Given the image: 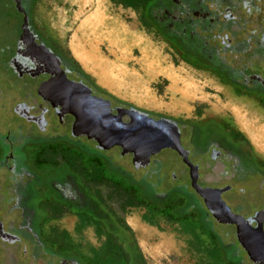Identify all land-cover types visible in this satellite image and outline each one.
Here are the masks:
<instances>
[{"label":"flooded vegetation","instance_id":"1","mask_svg":"<svg viewBox=\"0 0 264 264\" xmlns=\"http://www.w3.org/2000/svg\"><path fill=\"white\" fill-rule=\"evenodd\" d=\"M42 1L0 0V25L5 28L0 81L6 83L4 96L14 98L10 111L2 112L0 106V262L145 264L133 239L132 244L126 240L131 232L118 221L117 211L111 208L110 216L104 208L110 194L117 200L116 186H122L132 193L136 189L146 209L188 195L192 209L201 208L219 230L230 231L239 264L244 258L254 264L236 239L235 225L217 223L192 189L190 168L177 152L163 149L148 161L135 162L120 147L104 149L75 132V118L39 95L40 84L54 76L34 72L22 56L27 32L60 62L68 81L88 89L90 100L114 116L132 109L99 91L36 29L34 13ZM151 15L153 29L181 61L210 73L238 96L251 97L264 111V69L259 68L264 62V0H156ZM33 52L48 65L43 52ZM148 117L177 127L198 186L222 190L220 199L230 212L249 221L248 233L256 237L260 226L264 232V158L243 134L215 121ZM122 121L128 122V116ZM126 202L123 197L122 204ZM67 215L101 234L96 245H89L88 255L78 253L68 230L51 225Z\"/></svg>","mask_w":264,"mask_h":264},{"label":"rangeland","instance_id":"2","mask_svg":"<svg viewBox=\"0 0 264 264\" xmlns=\"http://www.w3.org/2000/svg\"><path fill=\"white\" fill-rule=\"evenodd\" d=\"M103 1L106 3L105 17L110 20V23L114 22L117 37L121 34L126 37L125 46L121 48L117 49L115 46L114 48L108 45L107 41L103 43L105 27H103V33L95 37L79 35L83 21L82 15H88L95 10V0H43L36 6L34 13L36 29L42 35L50 37L51 42L65 52L66 59L99 91L122 104L150 115L176 120H207L224 123L241 131L247 137L249 136L243 131L242 125L244 124L242 123L255 122L264 127V120L257 117L258 113H255L257 110L263 113L264 111L254 99L244 95L238 96L228 86L220 84L210 73L194 69L181 61L153 27L144 22V16L140 12L115 5L110 0ZM46 3L50 4L46 5ZM81 3L84 4L85 9L78 17ZM4 32L5 28L0 25V48L3 45ZM127 40L129 44L134 42V45L132 43L129 47ZM74 42L79 45L76 48L77 52L74 51L75 55L71 50ZM81 54H86L88 62H84ZM32 55L36 57V66L40 67L39 69L52 71V68L43 62V57L37 52H33ZM2 57L4 55L0 54V58ZM95 60H99L103 65V67H98L100 71L93 68ZM156 64H161L162 68L173 67L176 82L171 85L164 77H148L146 69L148 67L157 68ZM259 68L264 69V62L260 63ZM53 71L58 73L54 68ZM101 74L107 82L109 81L108 85L98 82V76ZM5 89L6 83L2 79V82L0 81L2 112L10 111L11 99H14L4 96ZM241 100L249 101L251 106L238 105L237 102ZM234 111L237 112L238 117ZM175 170L180 173L179 165ZM98 192L102 197L107 195L104 190ZM114 198L116 197L110 194L104 208L110 211L108 213L110 216L113 215V211H117L118 221L130 228L128 230L131 232L130 236L124 228L120 231L129 236L126 237L128 242L131 243L133 239L134 248L145 264H239L238 256L233 251L235 240L227 229L219 230V235L216 237L217 244L214 245L201 228H195L194 231L187 230L181 222L170 223L162 216L142 206L128 208L122 204V197H117V200ZM177 198L182 205L173 214L179 215L183 211L182 213L193 218L198 224L200 221L197 222V216L192 215L193 207L189 198L181 194ZM51 225L70 232L71 241L79 249L78 253L88 255L89 245H96L100 240L101 234L98 230L91 225L80 224L71 215L54 221ZM74 225L76 226L72 231ZM144 228L145 231H143ZM213 246L218 247L217 261H214L208 254ZM245 260L244 258L240 261V264H247Z\"/></svg>","mask_w":264,"mask_h":264},{"label":"water","instance_id":"3","mask_svg":"<svg viewBox=\"0 0 264 264\" xmlns=\"http://www.w3.org/2000/svg\"><path fill=\"white\" fill-rule=\"evenodd\" d=\"M28 38H32L29 32L26 33L23 41ZM32 45L41 53L43 52L46 63L52 68V71L39 69L40 67L36 66V57L32 53H28L29 55L26 54L25 57L32 63L33 71L54 76L40 84L38 93L44 100L50 101L54 106H61L66 113L75 118L73 125L75 132L87 135L88 138L95 140L104 149L118 146L122 149V155L131 154L135 162L148 161L150 157L163 149H172L177 152L190 168L192 189L203 199L206 209L214 220L223 225H235L236 239L248 258L254 264H264V232L261 226L257 228L256 237H253L252 234L248 233L249 221L232 214L220 199L222 190L201 188L196 184L193 167L180 145L178 129L170 120L159 119L155 121L148 117V113L133 108L123 113L118 111V114L114 116L109 113V110L100 107V102L96 104V102L91 101L86 104L84 101H80L82 93L77 88L80 87L85 93L88 92V89L81 83L68 81L65 73L59 67L60 62L49 50L42 45L35 44L33 38ZM53 68L58 73H55ZM86 97L90 99L88 94ZM123 115L128 116V122L122 121Z\"/></svg>","mask_w":264,"mask_h":264},{"label":"trees","instance_id":"4","mask_svg":"<svg viewBox=\"0 0 264 264\" xmlns=\"http://www.w3.org/2000/svg\"><path fill=\"white\" fill-rule=\"evenodd\" d=\"M112 3L118 6H122L124 8L131 9L135 12H140L144 16V22H146L149 26H152V10L155 8L156 0H110ZM146 17V18H145ZM24 50L22 52V56L28 53H33L34 47L32 45V38H28L23 41ZM33 47V48H32ZM29 55V54H28ZM71 63V62H70ZM71 66L72 65L71 63ZM26 70V69H24ZM83 77L87 78L83 73L78 72ZM238 136H242L241 134H237ZM116 189L119 192L120 197H125L128 199V202L125 203L126 206L138 208L143 206V200L138 197L137 190L135 189L132 192L123 190L122 186H116ZM186 198L191 199L188 195H184ZM169 199V198H168ZM181 202L178 200L176 196H173L171 199L168 200L167 203L156 202L152 203L151 208L148 210L155 212L157 215L162 216L166 221L172 222H181L184 225V228L187 230H193L195 228H201L203 233L208 235L212 244H217L216 237L219 235V227H217L210 218L202 211L201 208L193 209L192 215L194 214L197 216L198 224L194 221L193 218L190 216L185 215L184 213L180 212L179 215H174L173 212L178 210L181 207ZM197 210V211H195ZM194 217V216H193ZM125 224V223H124ZM206 225V226H205ZM125 226L130 230V228L125 224ZM218 247L213 246V249L208 251L209 256L214 260L217 261L218 257Z\"/></svg>","mask_w":264,"mask_h":264},{"label":"crops","instance_id":"5","mask_svg":"<svg viewBox=\"0 0 264 264\" xmlns=\"http://www.w3.org/2000/svg\"><path fill=\"white\" fill-rule=\"evenodd\" d=\"M84 9H85L84 4L81 3V5H79L78 17L81 16V13H82V11H84ZM105 9H106V5H105ZM95 14H96V8H95V10L93 12H90L88 15H86V14L82 15L83 21H82V27L79 30V35L82 36L83 34H85L86 36L90 35L92 37H95L96 35H99V34L103 33V30H104L103 27H105L106 28V32L103 33V38L105 40H103V43H106V41H107L108 45H110V46L112 45L113 47L115 46L117 49L121 48V46H123L124 42L126 41V37H124L123 34H121V36L119 35L117 37L116 26L114 25V22L110 23L109 22L110 20L105 17V10L102 11V13H100V16L97 19H95ZM129 33H131V32L129 31ZM87 39L89 40V38H87ZM127 43H128V40H127ZM132 43L134 45V42H132ZM131 44H129V47H131ZM74 45L76 47H79V45L76 44V43ZM133 48H136V46H134ZM71 50L73 51L72 48H71ZM73 54L75 55L74 51H73ZM79 57H80V55H79ZM85 57L87 59L86 54H85ZM85 57H84L83 54H81V58L84 59V62L85 61L88 62V59L85 60ZM156 66H157V64H156ZM98 67H103V65H102L101 62H99V60H95L94 64H93V68L99 70ZM171 68L173 69V67H171ZM158 73L156 72L155 68L148 67V69H146V74L150 78H154V77H157V76L162 77ZM174 77H176L175 72H174ZM98 82H100V81L98 80ZM237 104L238 105L244 104V105H247L249 107L251 106V103L249 101H247V100L238 101ZM234 113H235L236 117H238L237 112L234 111ZM255 113H258L257 117H260V118H262L264 120V113L263 112H261L260 110H257ZM242 124H244V125H242L243 126L242 127L243 131L246 132V134L249 137L244 135L241 131H238V132H240L241 134H243L246 137V139L249 142L250 146L253 147L255 153L258 156L264 158V127L261 126L260 123L257 124L255 122H250V123H246V124L242 123ZM233 130H235V129H233ZM259 143H261V144H259Z\"/></svg>","mask_w":264,"mask_h":264},{"label":"bare ground","instance_id":"6","mask_svg":"<svg viewBox=\"0 0 264 264\" xmlns=\"http://www.w3.org/2000/svg\"><path fill=\"white\" fill-rule=\"evenodd\" d=\"M87 2V1H86ZM85 2V3H86ZM88 2H90V1H88ZM105 2L103 1V0H95V5H94V7L96 8V14H95V19H97L99 16H100V13H102V11H104L105 10ZM75 48V49H74ZM76 48H78V47H76L75 45H74V47L72 48L73 49V51H75V52H77L76 51ZM84 57H85V55H84ZM85 60H87L86 59V57H85ZM87 62V61H86ZM155 70H156V72L160 75V76H162V77H164L165 79H167L169 82H170V84H174L175 82H176V77H174V70L171 68V67H164V68H162V66H161V64H157V68H155ZM100 71V70H99ZM99 78H98V80L100 81L99 83H102V84H109V81L107 82L106 80H105V77L101 74V76L99 75L98 76ZM61 82H62V80H61ZM61 84V83H60ZM107 84V85H108ZM113 84V83H112ZM76 88V87H75ZM78 89V91H80L81 93H82V98H80L79 100L81 101H84L86 104H89L92 100H90L88 97H86V93L84 92V90H82L80 87H78L77 88ZM76 90V89H75ZM77 92V91H76ZM47 93V92H46ZM78 99V98H77ZM142 99V98H141ZM96 104H98L97 102H96ZM150 104H152V103H150ZM67 110V109H66ZM258 127V126H257ZM259 128V127H258ZM256 140V139H255ZM261 141V140H260ZM259 144H261V143H259ZM258 149V148H257ZM131 217H133V215L131 216ZM133 218H131V220H132ZM136 220V219H135ZM139 221V220H138ZM128 223H130V222H128ZM133 223H135V222H133ZM134 225V224H133ZM136 225V224H135ZM143 226V225H142ZM137 227V226H136ZM139 227V226H138ZM133 228V227H132ZM146 228V227H145ZM145 228H144V230L143 231H145ZM138 232V231H137ZM141 232H142V230H141ZM140 233V232H139ZM138 233V234H139ZM146 234V233H145ZM145 237V236H144Z\"/></svg>","mask_w":264,"mask_h":264}]
</instances>
